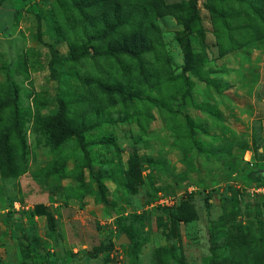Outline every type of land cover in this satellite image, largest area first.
<instances>
[{
  "label": "rangeland",
  "instance_id": "obj_1",
  "mask_svg": "<svg viewBox=\"0 0 264 264\" xmlns=\"http://www.w3.org/2000/svg\"><path fill=\"white\" fill-rule=\"evenodd\" d=\"M192 5L0 0V264H264V0Z\"/></svg>",
  "mask_w": 264,
  "mask_h": 264
},
{
  "label": "built area",
  "instance_id": "obj_2",
  "mask_svg": "<svg viewBox=\"0 0 264 264\" xmlns=\"http://www.w3.org/2000/svg\"><path fill=\"white\" fill-rule=\"evenodd\" d=\"M257 192L264 196V186H261L260 188H258Z\"/></svg>",
  "mask_w": 264,
  "mask_h": 264
},
{
  "label": "trees",
  "instance_id": "obj_3",
  "mask_svg": "<svg viewBox=\"0 0 264 264\" xmlns=\"http://www.w3.org/2000/svg\"><path fill=\"white\" fill-rule=\"evenodd\" d=\"M191 8H193V12L196 10L195 0H193V5H192ZM85 52H86V51H85Z\"/></svg>",
  "mask_w": 264,
  "mask_h": 264
},
{
  "label": "water",
  "instance_id": "obj_4",
  "mask_svg": "<svg viewBox=\"0 0 264 264\" xmlns=\"http://www.w3.org/2000/svg\"><path fill=\"white\" fill-rule=\"evenodd\" d=\"M121 242V241H120Z\"/></svg>",
  "mask_w": 264,
  "mask_h": 264
}]
</instances>
